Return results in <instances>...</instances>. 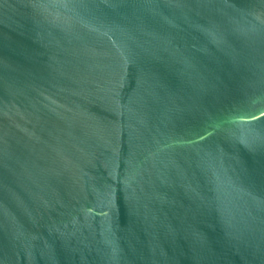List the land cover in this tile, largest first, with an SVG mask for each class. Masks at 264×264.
<instances>
[{
    "label": "water",
    "instance_id": "95a60500",
    "mask_svg": "<svg viewBox=\"0 0 264 264\" xmlns=\"http://www.w3.org/2000/svg\"><path fill=\"white\" fill-rule=\"evenodd\" d=\"M0 264H264V0H0Z\"/></svg>",
    "mask_w": 264,
    "mask_h": 264
}]
</instances>
